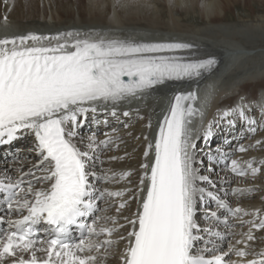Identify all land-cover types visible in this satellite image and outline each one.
<instances>
[{
    "label": "snow or ice",
    "instance_id": "obj_1",
    "mask_svg": "<svg viewBox=\"0 0 264 264\" xmlns=\"http://www.w3.org/2000/svg\"><path fill=\"white\" fill-rule=\"evenodd\" d=\"M4 22L7 26V16ZM197 49L191 42L144 41L99 32H29L0 38V144L30 132L35 142L31 151L37 156L26 171L15 169L16 178L8 168L0 174V212L4 213L0 225H7L0 227V264H105L118 243L111 237L126 225L131 226L127 235L118 237L126 242L120 264H264V252L252 253L246 243L256 239L253 229H264V215L233 208L219 192L201 187L215 189L216 184L196 167V143L189 127L193 116L202 115L195 107L196 91L176 93L154 140L144 136L148 142L140 165V195L128 197L139 200L133 216L122 217L126 224H120L116 216L95 214L100 201L122 198L126 192L100 188L93 181L111 183L131 172L96 170L97 161L104 163L102 154L119 147L122 140L109 133H104L105 139L82 136L80 129L89 114L107 113L119 120L123 102L143 99L170 81L202 78L218 61L198 56ZM260 108L264 127V104ZM246 109L241 103L222 111L219 118L238 116L255 133L257 119ZM136 112L143 119L139 109ZM122 115L129 117L130 112ZM96 122L108 125L106 119ZM227 123L235 125L233 119ZM147 127L151 129L150 120ZM212 127L210 123L205 140L213 135ZM236 150L247 151L243 145ZM212 159L240 177H255L261 171L255 160L241 166L219 150ZM259 164L264 165V160ZM251 191L236 188L232 195ZM210 203L215 210L208 207ZM200 205L205 206L208 227L197 221ZM126 206L127 200H121L117 213ZM225 213L253 216L246 221L248 232L241 233L244 239L228 244L227 250L218 243L225 239L219 225L231 227ZM101 236L107 239L100 240ZM249 255L259 258L243 260Z\"/></svg>",
    "mask_w": 264,
    "mask_h": 264
},
{
    "label": "bare ground",
    "instance_id": "obj_2",
    "mask_svg": "<svg viewBox=\"0 0 264 264\" xmlns=\"http://www.w3.org/2000/svg\"><path fill=\"white\" fill-rule=\"evenodd\" d=\"M0 0V38L13 35H25L35 32L41 35H53L58 32L80 31L99 32L110 36L121 38L135 37L144 41H182L191 42L198 46L197 54L202 58L214 57L218 63L211 73L198 81L187 84L166 83L152 91L145 98L132 100L131 103H123L120 110L118 108L119 120L111 117L107 113L93 117L90 113L88 123L80 129V132L88 131L89 136L94 132L104 130L102 135H95L99 139H105L104 133H109L114 137H119L122 143L119 147L113 146L110 150L102 154L103 165L97 161L96 170H111L114 173L130 171L131 175L120 180L103 183L93 181L100 188H109L112 191L124 190L126 195L122 198H115L112 201L100 205L97 215L116 216L118 223L126 224L122 217L131 218L135 213L139 200L128 199L129 196L140 194L137 192L139 181L143 172L140 165L145 162L144 152L148 141L144 140L147 135L149 141L154 140L158 131V123L161 120L158 112L161 110L163 102L169 99L173 101L174 95L178 92H189L199 90L198 100L195 107L202 115H195L193 137H197L196 148L197 161L206 162L210 159V168L217 169L223 174L218 175L213 171L203 174V168L199 174L208 176L215 184L216 188L211 189L207 184L201 187L207 190L217 191L227 201L231 207L241 208L248 213L259 212L264 215V171L256 178L234 179V175L229 168L223 165H214L212 157L217 155V149L221 153H229L234 156L241 166L245 162L255 160L254 166L264 170V165L259 161L264 160V133L258 130L261 123L260 102L258 109L257 98L264 92V0ZM243 5L244 10L249 13L247 18L238 17L235 19L234 11ZM256 5V7H254ZM76 7L77 12L73 10ZM250 6V7H249ZM191 14L198 15L196 23H191ZM7 16V26L4 17ZM258 92V93H257ZM263 97V96H262ZM247 106V114L257 119L256 137L254 133L248 131V125L238 116L228 117L224 120L219 118L222 111L234 108L238 104ZM136 109H139V119ZM123 111H129L130 116L124 117ZM257 111V112H256ZM256 112V113H255ZM159 118V119H158ZM108 121L110 129H105V124L96 121ZM227 119L235 121L234 126H229ZM151 121V129L147 124ZM212 123L213 135L207 140L204 133L209 124ZM123 125L120 129L121 125ZM127 124L128 127H124ZM112 125V126H110ZM120 125V126H119ZM157 130H156V128ZM116 131L113 132L112 129ZM125 129V130H124ZM118 130H122L119 131ZM156 130V131H155ZM155 131V132H154ZM256 131V132H257ZM22 139L11 147L0 149V174L2 170L8 168L13 178L18 173L15 169L27 170L37 160L35 153L31 151L34 147V137L30 132H23ZM86 137V138H87ZM139 137V138H138ZM245 137L243 146L247 149L240 154L236 153L237 140ZM252 138V139H251ZM211 141L215 146L211 147ZM260 141L259 144L256 142ZM206 142L208 146H202ZM228 144V147L225 146ZM9 152V154H7ZM116 156L120 159L110 160L109 157ZM19 157V160L17 159ZM151 155L148 160H151ZM207 159V160H206ZM197 168L199 169L198 165ZM203 172V173H202ZM263 178V179H262ZM225 180L234 181V186H229ZM236 188L251 189L250 193L243 196L232 195V190ZM131 189V191H127ZM227 193V195H225ZM121 200H127V206L117 213ZM215 210V204L208 205ZM197 221L207 219L205 216V206H199ZM229 224L219 225V231L225 239L219 241L220 246L227 250L228 244H236L237 240L244 237L241 233H247L250 225L246 221L253 219L252 215H243L233 219L229 214ZM15 218V216H13ZM207 221V220H206ZM205 221V222H206ZM246 223V227H241ZM104 223V221H100ZM237 223V224H235ZM208 227V223H206ZM111 227V222L108 224ZM203 227V226H202ZM222 227V229H221ZM131 226L119 229L111 239L118 243L111 249V255L106 259L105 264H120L119 255L122 253L126 242L118 240L120 234L127 235ZM256 242L249 243L247 249L252 253L264 252V240H257V237L264 235V229L260 233L253 229ZM100 240L107 239L106 236L99 237ZM230 241L225 245V241ZM225 245V247H223ZM237 247H244V244H237ZM42 255V254H38ZM27 258V256L25 257ZM256 255H249L246 259H258Z\"/></svg>",
    "mask_w": 264,
    "mask_h": 264
},
{
    "label": "rangeland",
    "instance_id": "obj_3",
    "mask_svg": "<svg viewBox=\"0 0 264 264\" xmlns=\"http://www.w3.org/2000/svg\"><path fill=\"white\" fill-rule=\"evenodd\" d=\"M107 1H109V2H107V3H111L113 6H114V4L111 2L112 0H107ZM159 1H162V0H159ZM250 7V6H249ZM254 7H256V5H254ZM73 10L75 11V12H77V9H76V7L74 6L73 7ZM233 14H235V19L236 18H238V17H244V18H247L248 17V15H249V13H247L245 10H244V6L243 5H239L236 9H235V11H234V13ZM258 14H264L263 12L262 13H257V15ZM191 16V19H193L194 21L192 22L191 21V23H196V20L199 18L198 17V15H194V14H191L190 15ZM258 92H261L262 93V95L260 96V98L258 97L257 98V102H254V101H252L251 103H253V105L254 104H256V108L258 109V105L260 104V102H264V92H262L261 90H259ZM257 92V93H258ZM263 96V97H262ZM259 103V104H258ZM245 105V104H244ZM257 112V111H256ZM255 112V113H256ZM259 124V123H258ZM261 124V123H260ZM121 125V124H120ZM119 125V126H120ZM123 125H121L120 127H118L119 129L122 127ZM261 127V126H260ZM126 128V127H125ZM105 129H110L108 126L105 128ZM125 130V129H124ZM258 130H261V133H264V127H261V128H259ZM119 131H122V130H118V132ZM98 132H100V131H98ZM87 132H82L81 134H82V136H84L85 138L89 135L88 133L86 134ZM98 135H102V132H100ZM257 135H259L258 134V131L257 132H255L253 135H252V138H254V137H256ZM251 138V139H252ZM244 143H245V137H242L240 140H238L237 141V147H238V145H244ZM215 146V142H213V144H212V147H214ZM245 147V146H244ZM239 152V151H238ZM241 153V152H240ZM239 153V154H240ZM231 159H233V156L231 155V156H229V162H230V160ZM207 160V159H206ZM209 161H210V159H208ZM209 161H207V163L206 162H203V161H197V164H196V167H197V165H198V167H199V172H200V169H202L203 168V174H207L209 171H213V172H215L216 174H218V175H221V174H223L222 172H220L219 170H218V168L217 169H213V168H210V162ZM202 162V163H201ZM215 165V164H214ZM210 169H212V170H210ZM264 170L263 169H261V171H260V173L261 172H263ZM201 173V172H200ZM259 176V173L255 176V177H253L252 175H251V177L249 176V175H247L246 177H238V176H236V175H232V177L234 178V179H247V178H256V177H258ZM263 179V178H262ZM227 183H228V185L229 186H234V184H236V183H234V181H231V180H225ZM207 189V188H206ZM133 201V199L131 200V202ZM105 203H104V201H100V203H99V209H105V208H101V206L102 205H104ZM101 205V206H100ZM264 205V204H263ZM264 207V206H263ZM123 210V209H122ZM234 217H232V219H233ZM207 219H204V220H200L201 222H198L201 226H203V227H205V226H207L206 225V223H207V221H206ZM206 221V222H205ZM235 224H237V223H235ZM246 223H244V224H242V222H241V227H246ZM247 227H248V225H247ZM220 228V227H219ZM221 229H222V227H221ZM261 231H263V229L262 230H260V231H258V230H256V232H258V233H260ZM259 239V240H258ZM257 240L258 241H260V240H264V235L263 236H259V237H257ZM230 241H225V245H227V243H229ZM249 242V241H248ZM254 242H256V240H253V241H250L249 243H254ZM225 245L223 246V247H225ZM228 246V245H227Z\"/></svg>",
    "mask_w": 264,
    "mask_h": 264
}]
</instances>
